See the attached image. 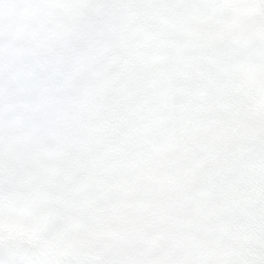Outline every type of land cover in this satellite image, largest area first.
I'll use <instances>...</instances> for the list:
<instances>
[{"label": "snow or ice", "instance_id": "1", "mask_svg": "<svg viewBox=\"0 0 264 264\" xmlns=\"http://www.w3.org/2000/svg\"><path fill=\"white\" fill-rule=\"evenodd\" d=\"M264 0H0V264H264Z\"/></svg>", "mask_w": 264, "mask_h": 264}, {"label": "clouds", "instance_id": "2", "mask_svg": "<svg viewBox=\"0 0 264 264\" xmlns=\"http://www.w3.org/2000/svg\"><path fill=\"white\" fill-rule=\"evenodd\" d=\"M242 14L251 22L260 25L264 23V14L261 13L258 7L250 3H245L241 9Z\"/></svg>", "mask_w": 264, "mask_h": 264}]
</instances>
